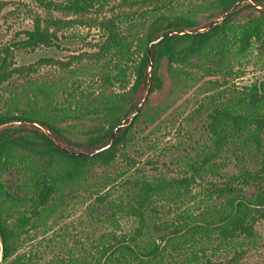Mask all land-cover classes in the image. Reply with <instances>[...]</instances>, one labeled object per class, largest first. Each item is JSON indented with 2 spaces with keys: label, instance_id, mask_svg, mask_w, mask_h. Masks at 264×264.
<instances>
[{
  "label": "trees",
  "instance_id": "16d2710c",
  "mask_svg": "<svg viewBox=\"0 0 264 264\" xmlns=\"http://www.w3.org/2000/svg\"><path fill=\"white\" fill-rule=\"evenodd\" d=\"M32 1L42 9L32 29L0 52V87L24 80L0 110V125L39 123L53 139L35 124L0 128V264H24L16 255L22 238L83 190L95 196L91 213L115 228L97 237L95 252L56 264L242 258L258 243L256 226L264 221V79L238 81L248 66L264 71V0H202L194 11L133 9L160 0H115L110 15L104 12L111 0ZM77 25L98 28L104 40L96 52L59 63L66 81L39 83L30 78L35 66L16 64L14 50L57 47L59 34ZM84 59L97 70L90 84L73 67ZM186 91L194 99L184 98ZM169 113L186 114L187 124L205 117L202 143L178 160L180 176L123 172L90 183L94 168L121 156L136 164L126 153L136 125L158 129ZM208 177L221 181H210L197 197L194 188ZM119 217L133 219L134 227L117 232Z\"/></svg>",
  "mask_w": 264,
  "mask_h": 264
},
{
  "label": "rangeland",
  "instance_id": "374dc122",
  "mask_svg": "<svg viewBox=\"0 0 264 264\" xmlns=\"http://www.w3.org/2000/svg\"><path fill=\"white\" fill-rule=\"evenodd\" d=\"M202 0H160L150 4L137 5L136 8L158 7L162 4L172 6L175 10L194 11ZM116 4L115 0L109 1L104 14L110 15L111 7ZM125 7L122 11H129ZM42 12V9L32 0H0V52L6 46H13L16 42L24 39L25 31L33 27V16ZM99 16L103 14L95 13ZM65 17L64 15L57 14ZM57 47L38 48L34 51L26 49L14 50V59L18 66L33 65L36 72L31 74V79L40 82L60 84L67 80L60 67V62L73 60L72 57L84 53L92 54L97 51V45L104 40L103 33L98 28L87 26H74L62 31ZM51 59L50 64L40 66L41 59ZM80 73H85L83 79L88 84L97 72L96 67L84 59L83 62L75 61L73 64ZM81 75V74H79ZM81 77V76H80ZM258 79H264V71L248 66L246 75L238 81L239 85H247ZM24 83L23 79L17 77L0 87V110L4 109L5 102L11 92H21ZM186 99H194L189 92L181 93ZM189 111L193 109L192 103ZM183 115L169 113L159 122V128L154 129L146 126L145 123L136 125L137 137L126 150L136 164L130 165L129 160L120 157L110 167H96L93 169L89 179L90 183L110 175L117 176L119 173H126V176L136 172L147 175L164 174L166 176H180L183 167L179 159L186 155H194L197 145L202 143L201 134L203 131V120L199 117L191 124L184 121ZM152 130H155L152 132ZM191 132V133H190ZM234 169L231 167L223 171L224 175H230ZM139 174V173H137ZM221 181L212 177L206 178L200 186L194 188L193 192L200 197L202 188L207 187L210 181ZM119 189L115 190V195ZM68 193V192H67ZM95 204V196L89 191L68 196L64 206L50 219L46 226L31 230L22 238L20 248L16 255L24 256V264H56L58 259L77 258L89 252H95V242L99 235L111 231L113 227L109 223L99 222V214L91 213V205ZM186 207V206H185ZM102 213L107 211L103 208ZM117 232L126 233L130 231L135 222L127 217H119ZM258 243L250 245L248 252L240 259H233L232 254L225 258H218L223 264H264V221L257 224Z\"/></svg>",
  "mask_w": 264,
  "mask_h": 264
},
{
  "label": "water",
  "instance_id": "95a60500",
  "mask_svg": "<svg viewBox=\"0 0 264 264\" xmlns=\"http://www.w3.org/2000/svg\"><path fill=\"white\" fill-rule=\"evenodd\" d=\"M220 20H222V19H220ZM220 20L216 21L214 24L218 23ZM206 30H208V29H204V30H200V31L203 32V31H206ZM147 97H148V92L146 93L145 98H144L142 104L140 105V108L142 107V105L145 102V100H146ZM133 118H134V116L130 117V120L133 119ZM9 124H35V125L41 127L42 129H44L46 131V133L53 139V137H52L51 133L49 132V130H47L45 127H43L39 123L29 122V121H11V122L6 123V124H1L0 125V128H3V127H5V126H7ZM1 260H2V256H0V262H1Z\"/></svg>",
  "mask_w": 264,
  "mask_h": 264
}]
</instances>
